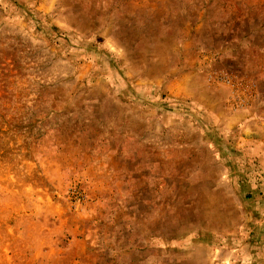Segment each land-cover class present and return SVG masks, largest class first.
Segmentation results:
<instances>
[{"label": "rangeland", "instance_id": "1", "mask_svg": "<svg viewBox=\"0 0 264 264\" xmlns=\"http://www.w3.org/2000/svg\"><path fill=\"white\" fill-rule=\"evenodd\" d=\"M0 264H264V0H0Z\"/></svg>", "mask_w": 264, "mask_h": 264}]
</instances>
